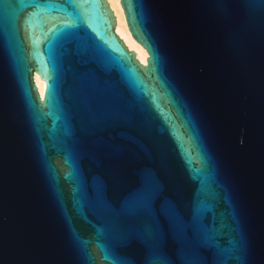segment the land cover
Listing matches in <instances>:
<instances>
[{
  "label": "water",
  "instance_id": "95a60500",
  "mask_svg": "<svg viewBox=\"0 0 264 264\" xmlns=\"http://www.w3.org/2000/svg\"><path fill=\"white\" fill-rule=\"evenodd\" d=\"M119 2L0 0V264H264V0Z\"/></svg>",
  "mask_w": 264,
  "mask_h": 264
},
{
  "label": "bare ground",
  "instance_id": "6f19581e",
  "mask_svg": "<svg viewBox=\"0 0 264 264\" xmlns=\"http://www.w3.org/2000/svg\"><path fill=\"white\" fill-rule=\"evenodd\" d=\"M110 7L113 9V12L115 14L116 22H115V30L118 33V35L123 39V41L126 43V45L129 48H132L135 50V54L137 58L142 62L146 63V57L148 55L146 49L132 36L130 33L125 16L123 13V9L121 7V4L119 0H107ZM33 78L36 83V86L38 88L39 93L42 95L44 91V81L39 76V74L34 71L33 72Z\"/></svg>",
  "mask_w": 264,
  "mask_h": 264
},
{
  "label": "snow or ice",
  "instance_id": "6c2138e0",
  "mask_svg": "<svg viewBox=\"0 0 264 264\" xmlns=\"http://www.w3.org/2000/svg\"><path fill=\"white\" fill-rule=\"evenodd\" d=\"M55 6L60 10L58 12L63 13L65 16L70 18H78L80 15V9L77 4V0H54ZM3 9H0V13ZM126 52V50H124ZM133 57H129L132 59Z\"/></svg>",
  "mask_w": 264,
  "mask_h": 264
}]
</instances>
